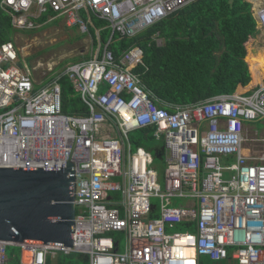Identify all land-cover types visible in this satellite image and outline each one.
I'll list each match as a JSON object with an SVG mask.
<instances>
[{
  "label": "built area",
  "instance_id": "2783aa9c",
  "mask_svg": "<svg viewBox=\"0 0 264 264\" xmlns=\"http://www.w3.org/2000/svg\"><path fill=\"white\" fill-rule=\"evenodd\" d=\"M197 1L0 0L16 30L35 28L43 16H63L83 35H90L93 17L111 31L102 45L105 28L95 27L94 57L55 74L52 62L19 65L14 42L0 47V168H65L72 162L76 207L72 247L0 240V264L12 245L21 248V264H46L50 254L74 252L89 255L91 264H201L203 256L264 264V156L243 151L246 124L264 121V80L169 111L135 71L144 65V51L135 46L117 58L111 49L114 34L135 38ZM246 1L264 37V0ZM40 69L45 76L38 82ZM63 77L86 115L63 113ZM108 123L117 137L101 134ZM148 127L163 142L164 190L153 154L127 146L131 132ZM173 198L196 205L170 208ZM153 200L161 202L155 219ZM182 224H194L195 233L168 232ZM110 232H124V252L105 235ZM26 254L30 263L23 261Z\"/></svg>",
  "mask_w": 264,
  "mask_h": 264
},
{
  "label": "trees",
  "instance_id": "16d2710c",
  "mask_svg": "<svg viewBox=\"0 0 264 264\" xmlns=\"http://www.w3.org/2000/svg\"><path fill=\"white\" fill-rule=\"evenodd\" d=\"M47 18L43 16L39 23L46 22ZM93 21L97 27L107 25L96 18ZM15 33L12 18L0 8V47L13 42ZM91 33L95 36L93 29ZM258 34L253 5L246 0H198L135 38L115 36L111 49L116 57L134 46L143 49L144 65L135 71L155 95L157 104L168 110L170 104L189 105L242 90L246 84L261 83L264 80V54L246 56L245 49V45ZM109 37L110 30L104 29L101 32L104 45ZM157 38L163 41V45L157 43ZM94 44L96 47L95 39ZM89 59L91 56L87 55L73 61ZM60 82L63 113L71 116L86 114V106L70 81L63 77ZM157 217L159 212L156 209L150 218ZM177 227L189 233L196 231L194 224ZM109 235L115 242L121 237L117 233ZM6 254V264H21L20 247L9 246ZM209 263L228 264V261L209 260ZM47 264H90V260L85 254H59L55 260L49 257ZM201 264H204L202 260Z\"/></svg>",
  "mask_w": 264,
  "mask_h": 264
},
{
  "label": "water",
  "instance_id": "95a60500",
  "mask_svg": "<svg viewBox=\"0 0 264 264\" xmlns=\"http://www.w3.org/2000/svg\"><path fill=\"white\" fill-rule=\"evenodd\" d=\"M74 202L72 162L65 168H0V240L72 247Z\"/></svg>",
  "mask_w": 264,
  "mask_h": 264
},
{
  "label": "rangeland",
  "instance_id": "374dc122",
  "mask_svg": "<svg viewBox=\"0 0 264 264\" xmlns=\"http://www.w3.org/2000/svg\"><path fill=\"white\" fill-rule=\"evenodd\" d=\"M68 26L67 20L61 16L56 18H48L44 23H38L35 28L30 30L18 29L16 30L13 42L17 45L19 51V64L22 66L27 65L30 69L36 65L37 62H51L56 61L60 62L65 60H72L77 56H86L93 53V57L96 54V49L93 48L94 42L88 36L81 37L78 39V36H82L76 29H70ZM218 38L221 39L220 35L217 34ZM157 43L163 45V41L157 38ZM246 56H258L264 54V37L261 33L257 37L251 39L246 45ZM244 52V51H243ZM208 59V58H207ZM209 61V60H208ZM64 64V62L62 63ZM35 78L38 82L43 80L45 76L43 70H37L35 73ZM259 84V83H258ZM257 84H246L242 90L236 91H245L248 90ZM248 125V124H247ZM255 129L261 131L257 134L258 139H262V132L264 131V121H258L252 124ZM246 128V138L248 141L245 144V152L248 148L254 150L258 153L264 151V142L255 141L254 129ZM140 132H133L131 137L139 136ZM113 135V133H112ZM264 138V137H263ZM142 145L146 148H150L154 151L156 148L163 145L162 141H157L154 138H149L142 140ZM136 150L135 145L133 146V152ZM154 165L159 170L163 172L166 169V165L161 159H155ZM160 183L162 190H164V177L161 174ZM158 206L159 201L153 200ZM194 201L191 199H181L173 198L171 203L168 205L170 208H184L192 209ZM188 231L183 228H174L169 230V233H187ZM121 245H124L125 238L120 237ZM55 256V255H54ZM204 264L209 263V257L203 256L201 258Z\"/></svg>",
  "mask_w": 264,
  "mask_h": 264
},
{
  "label": "crops",
  "instance_id": "0c3cea01",
  "mask_svg": "<svg viewBox=\"0 0 264 264\" xmlns=\"http://www.w3.org/2000/svg\"><path fill=\"white\" fill-rule=\"evenodd\" d=\"M56 18V17H55ZM48 19V18H47ZM54 19V18H53ZM93 19H94V17H93ZM98 20V19H97ZM99 21H101V20H99ZM93 25H94V27H90V35H83V34H81L76 28H70V29H76L81 35H82V37H84V36H88L89 38H91L92 40H93V42H94V39L97 41V46L95 47V44L93 45V48L95 49V48H97L95 51H97L98 50V40H97V34H96V31H95V27L96 28H105V27H97L96 25H95V23H94V21H93ZM91 29H93L94 30V32H95V36H93L92 35V33H91ZM106 29V28H105ZM104 30V29H103ZM102 30V31H103ZM101 31V32H102ZM101 32H100V42H101V44L102 45H104L103 43H102V40H101ZM142 33V32H141ZM110 35H111V31H110ZM139 35V34H138ZM137 35V36H138ZM115 36H119V37H121V38H124V37H122V36H120V35H118V34H114V41H115ZM136 36V37H137ZM110 38V37H109ZM127 39H130V38H127ZM114 43V42H113ZM107 44V43H106ZM135 47V46H134ZM136 47H138V46H136ZM132 48V47H131ZM130 49V48H129ZM113 51V50H112ZM115 55V54H114ZM87 56V55H86ZM91 56V59L93 58V53L90 55ZM78 57H83V56H77V57H75V58H78ZM74 58V59H75ZM118 58V57H117ZM91 59H89V60H91ZM86 61H88V60H86ZM52 62V65H53V67H55L54 68V70L50 73V74H55V73H59V72H61L62 70H63V68H64V66L65 65H67L68 63H78V62H74L73 61V59L70 61V60H65V61H62L61 59H60V62H56V61H51ZM64 62V64H62ZM81 62H84V61H81ZM40 63H42V62H40ZM36 65H34L33 67H35ZM37 71V70H36ZM35 71V72H36ZM67 78V77H66ZM62 79V78H61ZM68 79V78H67ZM61 81V80H60ZM71 83V82H70ZM60 84H61V82H60ZM72 84V83H71ZM44 84H42L41 86H43ZM40 85L38 86V87H41ZM73 86V85H72ZM62 87V86H61ZM73 89H74V87H73ZM149 90V89H148ZM75 91V90H74ZM75 93H76V91H75ZM83 102V101H82ZM156 103H157V101H156ZM177 106H179V105H176V104H170L168 107H169V111H174L175 110V108L177 107ZM87 109V108H86ZM87 114V113H86ZM86 114H84V115H86ZM76 116H78V115H76ZM256 123V122H255ZM248 125H250L251 126V129H254L255 131H254V133H255V138H254V140L255 141H262V142H264V131L262 132V139H258L257 138V134L259 133V132H261V131H258L257 129H255L254 127H253V123H247ZM246 124V127H245V131H246V128H249L248 127V125ZM250 129V128H249ZM134 132H140V134H139V136L137 135L136 137H131V134L133 133V132H131L130 133V135H129V142L127 143V146H129L130 145V147H131V152L133 153V146L135 145V148H136V150H137V148H144L145 150H147V151H149L151 154H153V156H154V161H155V159H158L157 157H156V154H159L160 156H161V154H162V151H163V145L161 146V147H158V148H156L154 151H152V150H149V148H146L145 146H143V145H140L141 143H142V140H145V139H147V136L148 137H151V138H153V134H154V129L153 128H151V127H148V128H143V129H139V130H137V131H134ZM112 133H113V135H112ZM102 135H112V136H115V137H117V134L116 133H114V129H113V127H112V125L110 124V123H108V124H106V126L103 128V130H102V133H101ZM246 144V143H245ZM136 150L134 151V152H136ZM243 151H244V154L245 155H252V156H254V155H260V156H264V151H260V152H258V153H256V152H254V150H252L251 148H248V152H247V150H246V152H245V145H244V147H243ZM127 152H128V148H127ZM160 159H161V161L163 162V160H162V156L160 157ZM165 164V163H164ZM156 167V166H155ZM159 171V170H158ZM159 174H160V177H161V174L163 175V177H164V171L161 173V172H159ZM121 180V178H117L116 179V181H120ZM113 195V197L115 196V197H117L118 198V200H120V193L119 192H115V193H113L112 194ZM110 199V198H109ZM181 199H183V198H181ZM185 199H191V198H185ZM191 200H193L194 201V203H193V206H192V208H194L195 207V205H196V202H195V200L194 199H191ZM159 201V206L153 201V204H154V208H153V211H155L156 209H157V211L159 212V216H160V211H161V202H160V200H158ZM113 206H117V205H113ZM152 211V212H153ZM158 218V217H157ZM153 219H155V218H153ZM177 227V226H176ZM176 227H174V228H176ZM173 228V229H174ZM172 230V229H171ZM110 233H117V234H120L121 236H123L124 238H125V243H124V245H121V241H120V238L118 239V242H115L117 245H116V250L118 251V252H124L125 251V249H126V243H127V240H126V236H125V234H124V232H110ZM110 233H107V234H105L106 236H108V237H111L109 234ZM187 233H189V232H187ZM192 233V232H191ZM111 238H113V237H111ZM114 239V238H113ZM115 241V240H114ZM74 253H76V252H74ZM59 254H64V253H58V254H56L55 256H53V255H48V257H47V259L49 258V257H51L53 260H55L56 258H57V256L59 255ZM71 254V253H70ZM78 254H83V253H78ZM64 255H67V254H64ZM69 255V254H68ZM85 255H87V254H85ZM89 256V255H88ZM21 257H22V254H21ZM25 260H23L25 263H30V257H29V255L28 254H26V256H25V258H24ZM210 259V258H209ZM89 260H90V256H89ZM211 260V259H210ZM213 261V260H212ZM224 261H227V260H224ZM214 262H216V261H214ZM220 262H222V261H220ZM46 264H47V260H46ZM90 264H91V262H90ZM228 264H229V262H228Z\"/></svg>",
  "mask_w": 264,
  "mask_h": 264
},
{
  "label": "clouds",
  "instance_id": "9594fccd",
  "mask_svg": "<svg viewBox=\"0 0 264 264\" xmlns=\"http://www.w3.org/2000/svg\"><path fill=\"white\" fill-rule=\"evenodd\" d=\"M158 24V23H157ZM156 25V24H155ZM154 26V25H153ZM150 28V27H149ZM147 30V29H146ZM259 31V30H258ZM259 33H260V31H259ZM130 39H132V38H130ZM143 50V49H142Z\"/></svg>",
  "mask_w": 264,
  "mask_h": 264
},
{
  "label": "bare ground",
  "instance_id": "6f19581e",
  "mask_svg": "<svg viewBox=\"0 0 264 264\" xmlns=\"http://www.w3.org/2000/svg\"><path fill=\"white\" fill-rule=\"evenodd\" d=\"M246 127V126H245Z\"/></svg>",
  "mask_w": 264,
  "mask_h": 264
}]
</instances>
